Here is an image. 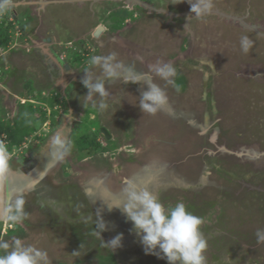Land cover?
Segmentation results:
<instances>
[{
	"label": "rangeland",
	"instance_id": "374dc122",
	"mask_svg": "<svg viewBox=\"0 0 264 264\" xmlns=\"http://www.w3.org/2000/svg\"><path fill=\"white\" fill-rule=\"evenodd\" d=\"M136 1L130 5L126 0H102L105 3L99 8L96 4L95 11L59 4L50 14L63 38L75 37L93 20L102 26L98 34L97 27L91 37L69 45L82 50L76 60H68L78 78L84 77L91 56L113 51L125 64H135L137 72H147L157 60L174 65L175 86L152 75L153 82L165 88L167 105L155 115L143 113L139 98L148 89L146 82L125 84L106 78L109 107L100 110L99 96L92 98L94 108L85 96L88 89L77 80L67 96L78 114L72 121L70 160L59 159L40 187L24 194L27 218L16 231L6 222L0 224V239L10 242L18 237L45 250L49 264H168L145 254L121 207L105 209L113 203L109 200H123L120 189L125 179L140 176L165 207L182 201L201 218L206 264H264V241L258 242L255 235L258 228L264 229V0H211L212 8L199 16L190 11L188 0ZM12 18H0V24L8 23L9 34L26 26L22 36L35 35L33 21L29 26ZM243 36L252 41L247 52L240 47ZM30 73L29 86L43 78L38 68ZM94 74L99 75L98 68ZM45 85H37L35 96L49 104L51 113L42 120L51 126L45 135L38 132L37 141L52 134L63 118L59 114L70 106L56 90L40 97ZM11 96L0 89L4 119L16 108L17 100ZM26 106L18 105L21 112ZM41 108L36 105L35 112L42 114ZM86 135L95 139V145L98 142L95 148L99 145L91 155L86 154L90 145ZM15 147L9 150L11 168L18 165L16 157L21 159L29 150ZM81 184H89V189L83 191ZM98 211L107 225L102 238L108 241L122 233L120 247H104L94 235Z\"/></svg>",
	"mask_w": 264,
	"mask_h": 264
},
{
	"label": "clouds",
	"instance_id": "9594fccd",
	"mask_svg": "<svg viewBox=\"0 0 264 264\" xmlns=\"http://www.w3.org/2000/svg\"><path fill=\"white\" fill-rule=\"evenodd\" d=\"M188 3L190 4V11L198 16L212 8L211 0H188ZM9 6L8 0H0V13L7 11ZM12 19L11 17L10 21ZM5 25L7 26L8 23H5ZM17 41L11 39L9 34L7 42L1 44L0 47L5 49L7 45L16 44ZM251 45L252 41L247 36L241 38L240 47L243 52H247ZM75 50L78 51V49ZM137 60L142 62L143 57L137 56ZM87 64L88 66L83 70L84 77L81 83L88 89L85 96L92 100L94 108L97 107V103L92 98L96 95L99 96L98 108L100 110H106L109 107L106 100L109 95L105 88L106 78L111 80L120 79L125 84L146 82L148 89L143 91L139 98V108L143 113L155 115L167 105L168 96L165 88L153 82L152 75L159 77L166 85L173 86H175L174 78L177 76L176 67L161 60L150 64L147 72H137L135 64H125L118 58V54L115 51L107 55H93ZM97 68L99 69V75L94 74ZM177 90H179L178 86ZM59 95L62 101L66 100L61 93ZM20 102H29L33 105V108L36 107V105L34 106L36 101L33 96L22 98ZM71 105L67 106V112L59 114L60 116L66 115V119L70 117L68 121L72 120V115L74 114L73 111H70V109L73 110ZM58 106L56 105L55 107L58 108ZM41 107H43L41 108L42 114H35L38 122L35 123L34 129L15 148L24 149L26 147L30 150L31 147L42 144L43 140L52 136L48 144L49 155L53 159H63L71 154L73 145L64 136L63 132H56L53 135V130L58 127V123L53 127L51 135L47 134L43 136L44 139L41 138L42 141H37L41 137L38 132L43 130L45 135L46 132H49V127L51 126L48 121L42 120L45 114L51 113L49 104L48 107L43 105ZM61 129L58 128V130ZM3 137L5 138L6 136L4 135ZM35 138L37 142L34 144L32 141ZM27 139L31 140L32 143L29 146L25 144ZM4 142L7 143V141ZM29 150L22 153H29ZM27 158H32L31 154L27 155ZM11 159L8 146L0 142V191L7 185L8 175L12 170ZM120 191L123 200H120L121 202L116 205H114L116 202L109 200V204L113 203L108 205V207L106 206L105 209L121 207L127 219L132 222L136 235L140 237V243L145 254H153L160 259H166L168 264H206L204 252L207 249V240L200 229L202 220L190 212L184 202L177 201L175 204L165 207L155 192L149 190L147 186H141L132 179H127ZM25 203L26 200L23 194H5L0 197V223L6 222L10 227L19 225L28 215L25 211ZM106 230V222L98 211L94 235L98 237L104 247H110L111 250L120 247L123 234L117 233L113 238L105 241L101 233ZM255 235L258 242L264 241V229L258 228ZM0 264H49V258L45 250L39 249L32 244H25L18 237H12L10 242L0 239Z\"/></svg>",
	"mask_w": 264,
	"mask_h": 264
},
{
	"label": "crops",
	"instance_id": "0c3cea01",
	"mask_svg": "<svg viewBox=\"0 0 264 264\" xmlns=\"http://www.w3.org/2000/svg\"><path fill=\"white\" fill-rule=\"evenodd\" d=\"M74 1H77V3ZM8 3L10 5L9 8L7 11L0 13V18L2 15H6L10 20L13 16L18 21L23 19L26 23H30L28 24L29 26H32L33 23L31 24V22L33 21L34 25L32 28L35 35L32 36L31 34L25 35L26 38L25 36L23 37V29L24 31L26 30V26H23L22 31H18L16 34H10L11 39L18 40L16 44H12L5 47L3 50H0V79H3L4 81H2L3 84L0 86V89L9 92V94L12 95V100H17V103L15 102L16 108L12 117L7 119L11 122L14 120V117L17 116L20 109L18 105L22 104L20 100L28 96L34 97V100L36 101L34 106L43 105L48 107V103L40 102L35 96L39 94L36 87L41 83L46 84V88L41 91L42 96L40 97H46L44 91L49 92L51 89L56 90L66 98L70 105L67 96L73 91L72 87L74 84H77L76 81H81L82 79L78 78L76 75L77 69L68 62V44H70L72 40L75 41L77 38L91 37L98 27L99 22L93 20V25L91 27L86 30L82 29L77 31L74 35L75 37L70 38L69 36H66L63 38L59 36L56 30L57 25L53 21V15L50 14L51 8L59 4H65L69 7L76 4L78 5V9H83V6H89V8L93 10L96 4L99 8L102 7V3L105 2H102V0H8ZM125 3L132 4L129 0ZM14 11H17L18 14H10ZM95 17L97 16H94V19ZM8 30L10 31V28ZM22 38L24 39V42L21 40L19 41V39ZM28 42L32 45L27 46ZM1 44L2 42L0 45ZM64 47L65 50L63 51L62 48ZM40 60L44 62V65L40 64ZM65 64H68L69 67L66 68ZM38 65H40L41 68ZM36 68L42 71L43 78L39 83H36V85L29 86L27 81L29 79L28 75H31L32 73H30V71H35ZM58 131L59 130H57V132ZM55 133L56 131L54 132L53 130V135ZM53 168L54 167L52 166L51 169ZM25 169H27V166ZM51 169H49V171ZM84 189L88 190L89 184H85Z\"/></svg>",
	"mask_w": 264,
	"mask_h": 264
},
{
	"label": "flooded vegetation",
	"instance_id": "af4514ba",
	"mask_svg": "<svg viewBox=\"0 0 264 264\" xmlns=\"http://www.w3.org/2000/svg\"><path fill=\"white\" fill-rule=\"evenodd\" d=\"M129 1L132 2V4H134L133 0H129ZM13 14L16 15L18 14V12L14 11ZM143 85L146 86V84H143ZM135 91H137V89H135ZM72 107H74L73 103H72ZM73 112L74 114L72 115L73 116L72 120L68 121L66 119V115H63V118H60L61 120L58 122V125H57L58 127L54 129V132L55 131L57 132L58 128H62L58 132H63L64 136H66L70 141H71L70 135H72V132L74 130L73 128L75 126V125L73 126L72 121L78 120V117H76L78 116L77 111L73 110ZM102 129L103 128L101 127L100 130ZM50 137L43 140L42 144H39L35 147H31L29 150V153L21 154V159L16 157L15 163L18 165L13 167L8 175V180H7V185H6V194H23L24 195V194H30L32 189L37 190L38 187H40L39 182H41L42 179L45 177V175L48 174L49 169H51L52 166L54 167L55 164H58L59 159H53L50 157V155L48 156L49 153L47 154L45 152L46 150L47 151L49 150L48 144L51 139ZM29 154H31L32 158L26 159L27 155ZM63 160H66L68 162L70 158L69 156H67L63 158ZM28 165H29V169H25V167ZM11 175L14 176L13 180L12 178H10ZM64 186H66V184ZM84 186L83 184L81 186V188H83L82 189L83 191L85 190ZM43 192L45 193L46 191L43 189ZM101 217L103 218L104 216L101 215ZM19 225L15 227H10L9 225L8 226L10 229L13 228L16 231ZM0 231H1V227H0Z\"/></svg>",
	"mask_w": 264,
	"mask_h": 264
},
{
	"label": "trees",
	"instance_id": "16d2710c",
	"mask_svg": "<svg viewBox=\"0 0 264 264\" xmlns=\"http://www.w3.org/2000/svg\"><path fill=\"white\" fill-rule=\"evenodd\" d=\"M1 26L3 28V31L1 30L0 32V43L2 42L3 44L6 43L9 39V27L5 24H0V27ZM68 53V60H76V58L80 55L76 50H68ZM26 104H29V106H26L27 111L21 112L19 109L17 116L14 117V120L12 122L8 119H4V117H0V142L7 141L6 145L8 146L9 150H12L13 147L18 146L24 140V137L27 136L35 127V121L37 120V118H33V114L36 113L35 109L29 102H27ZM26 104L22 103L20 105ZM4 135L6 136L5 138L3 137ZM88 135L84 137L86 143L89 142L90 144L89 149H86V154L91 155L99 148V145L97 148H95L98 142L95 145V139H92V137ZM92 144L94 145L92 146ZM81 149H83V147H81ZM83 152H85V150H83Z\"/></svg>",
	"mask_w": 264,
	"mask_h": 264
},
{
	"label": "water",
	"instance_id": "95a60500",
	"mask_svg": "<svg viewBox=\"0 0 264 264\" xmlns=\"http://www.w3.org/2000/svg\"><path fill=\"white\" fill-rule=\"evenodd\" d=\"M133 1H136V0H133ZM101 30H102V26H98V28H97L95 34H98ZM49 55H50V54H49ZM50 56H51V55H50ZM65 67L68 68L69 65H68V64H65ZM70 111H71V109H70ZM69 119H70V117L67 118V120H69ZM102 130H103L105 133H107L106 129L103 128ZM107 136H108V133H107ZM125 180H127V179H125ZM132 180H134L135 182H137V183L140 184L141 186H144V185H143V181H141V179H140V176H137L135 179H132ZM99 187H100V186H99ZM94 189H95V188H94ZM91 190H92V188H91ZM95 190H97V188H96ZM103 192H106V191H103ZM5 194H6V187H5L2 191H0V197H3ZM111 201H116V203L114 204V205H116V204H119L122 200L120 201L119 198H118V199L114 198V199H111Z\"/></svg>",
	"mask_w": 264,
	"mask_h": 264
},
{
	"label": "built area",
	"instance_id": "2783aa9c",
	"mask_svg": "<svg viewBox=\"0 0 264 264\" xmlns=\"http://www.w3.org/2000/svg\"><path fill=\"white\" fill-rule=\"evenodd\" d=\"M70 44H68V48H69V50H70V48H71V46H69ZM8 46V45H7ZM67 48V47H66ZM4 48L3 47H0V50H3ZM73 50H75V49H73ZM80 53L82 52V50L80 51V50H78Z\"/></svg>",
	"mask_w": 264,
	"mask_h": 264
}]
</instances>
